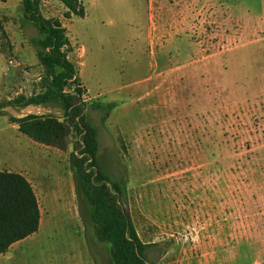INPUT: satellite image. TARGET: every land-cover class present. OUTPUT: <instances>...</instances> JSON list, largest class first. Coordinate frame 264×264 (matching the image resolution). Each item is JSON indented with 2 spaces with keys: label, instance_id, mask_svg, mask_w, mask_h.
<instances>
[{
  "label": "rangeland",
  "instance_id": "obj_1",
  "mask_svg": "<svg viewBox=\"0 0 264 264\" xmlns=\"http://www.w3.org/2000/svg\"><path fill=\"white\" fill-rule=\"evenodd\" d=\"M78 2L83 14L70 18L61 0H43L42 12L67 29L99 163L125 182L149 259L264 264V0ZM0 19V100L46 93L22 0H0ZM94 102L116 106L106 113ZM6 111L0 169L23 173L41 209L39 230L17 246L19 264H113L76 189L72 143L36 142L10 118L62 120L61 104Z\"/></svg>",
  "mask_w": 264,
  "mask_h": 264
},
{
  "label": "trees",
  "instance_id": "obj_2",
  "mask_svg": "<svg viewBox=\"0 0 264 264\" xmlns=\"http://www.w3.org/2000/svg\"><path fill=\"white\" fill-rule=\"evenodd\" d=\"M61 1L68 8L66 17L70 18L71 13L83 14L77 9L78 0ZM42 3L43 0H22L23 21L32 23L38 30V36L30 41L50 80V87L42 95L0 100V115L7 114L8 107L57 100L64 111L62 120L51 115L27 114L19 118L11 116V121L18 123L19 130L36 142L60 149H66L72 143L70 168L76 189L87 201L96 237L109 245L113 264H157L149 259V243L140 238L124 206L125 182L111 177L99 163L98 130L80 103L86 88L70 57L74 47L67 29L58 18L43 14ZM6 36L0 19V42ZM93 105L107 113L116 103L94 102ZM40 223V204L30 180L21 172L0 169V254L7 252L15 242L37 232Z\"/></svg>",
  "mask_w": 264,
  "mask_h": 264
},
{
  "label": "crops",
  "instance_id": "obj_3",
  "mask_svg": "<svg viewBox=\"0 0 264 264\" xmlns=\"http://www.w3.org/2000/svg\"><path fill=\"white\" fill-rule=\"evenodd\" d=\"M69 36V35H68ZM70 38V37H69ZM71 41V40H70ZM72 45V42H71ZM41 210V209H40ZM31 236V235H30ZM28 236V237H30ZM27 237V238H28ZM26 239V238H25ZM25 239L20 240L18 242H15L7 252L5 253H1L0 254V264H19L22 261H24L23 257L20 256V254H22V250H18L17 246L19 247L18 244H20L21 242H23ZM14 252L11 254V252ZM19 254V256L17 255Z\"/></svg>",
  "mask_w": 264,
  "mask_h": 264
}]
</instances>
